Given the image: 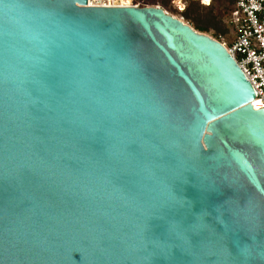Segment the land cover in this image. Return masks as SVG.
Returning <instances> with one entry per match:
<instances>
[{
	"label": "water",
	"instance_id": "1",
	"mask_svg": "<svg viewBox=\"0 0 264 264\" xmlns=\"http://www.w3.org/2000/svg\"><path fill=\"white\" fill-rule=\"evenodd\" d=\"M160 7L0 0V264H264V110Z\"/></svg>",
	"mask_w": 264,
	"mask_h": 264
},
{
	"label": "built area",
	"instance_id": "2",
	"mask_svg": "<svg viewBox=\"0 0 264 264\" xmlns=\"http://www.w3.org/2000/svg\"><path fill=\"white\" fill-rule=\"evenodd\" d=\"M120 0H87L90 7H130ZM97 3V4H96ZM138 7V6H134ZM231 42H219L250 83L254 110H264V0H235L229 15Z\"/></svg>",
	"mask_w": 264,
	"mask_h": 264
},
{
	"label": "trees",
	"instance_id": "3",
	"mask_svg": "<svg viewBox=\"0 0 264 264\" xmlns=\"http://www.w3.org/2000/svg\"><path fill=\"white\" fill-rule=\"evenodd\" d=\"M171 1L173 0H147L140 7H160L168 14L177 13L180 16L178 19L195 32L204 35L212 33L214 39L224 34V26L231 29L229 15L235 0H210L207 6L202 4L201 0H181L185 6L179 13L169 7ZM169 15L173 16V14Z\"/></svg>",
	"mask_w": 264,
	"mask_h": 264
},
{
	"label": "rangeland",
	"instance_id": "4",
	"mask_svg": "<svg viewBox=\"0 0 264 264\" xmlns=\"http://www.w3.org/2000/svg\"><path fill=\"white\" fill-rule=\"evenodd\" d=\"M147 0H129L130 4L133 5V6H142L143 3H146ZM158 4V3H156ZM184 3L181 1V0H173L169 3V7L172 9V10H175L176 12H180L184 9ZM168 12V11H167ZM169 14H173V16L175 18H180V16L176 13H169ZM224 19V18H223ZM223 30L225 31L224 34L218 36L216 39L212 38V33H209L208 37L212 38L213 40L215 41H220V38H224L225 42L229 43L230 40H231V32H230V29L227 28L226 26H224Z\"/></svg>",
	"mask_w": 264,
	"mask_h": 264
},
{
	"label": "bare ground",
	"instance_id": "5",
	"mask_svg": "<svg viewBox=\"0 0 264 264\" xmlns=\"http://www.w3.org/2000/svg\"><path fill=\"white\" fill-rule=\"evenodd\" d=\"M91 1H92V0H90V3H91ZM120 1H121L120 3H121L122 5H130L129 0H120ZM96 4H97V3H96Z\"/></svg>",
	"mask_w": 264,
	"mask_h": 264
},
{
	"label": "snow or ice",
	"instance_id": "6",
	"mask_svg": "<svg viewBox=\"0 0 264 264\" xmlns=\"http://www.w3.org/2000/svg\"><path fill=\"white\" fill-rule=\"evenodd\" d=\"M202 4H204L205 6H207L210 2V0H201Z\"/></svg>",
	"mask_w": 264,
	"mask_h": 264
}]
</instances>
